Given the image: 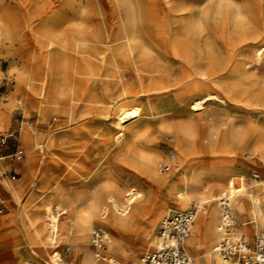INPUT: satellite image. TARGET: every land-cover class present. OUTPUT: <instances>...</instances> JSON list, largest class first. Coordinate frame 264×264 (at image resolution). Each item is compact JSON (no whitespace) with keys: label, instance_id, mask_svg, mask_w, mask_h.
<instances>
[{"label":"rangeland","instance_id":"374dc122","mask_svg":"<svg viewBox=\"0 0 264 264\" xmlns=\"http://www.w3.org/2000/svg\"><path fill=\"white\" fill-rule=\"evenodd\" d=\"M43 2L36 0L37 7H33L28 15L27 0H0V24L11 21L17 28V36L7 39L0 27V205L3 206L0 214V264H53L49 262L53 251L61 255L60 264H79L89 249L93 248L95 252L92 244L94 231H100L105 238L104 255L107 258L116 260V264H138L146 253L138 251L134 245L121 244L125 238L122 232L107 229L102 223L104 219L111 218L133 231L137 230L136 234H139L143 229L149 228L139 219L137 212L150 210L156 204L163 207L162 218L168 211H188L189 208L180 207L176 193L181 190L182 179H190L192 175L195 176L194 184L199 189L212 194L225 190L232 175L242 176L248 190L254 185H259L258 189L264 187V54L258 57L250 54L243 71L235 74L233 83L241 84L237 88V102L212 100L203 112H190L188 108H181L174 97H164L152 104L151 115L147 116L139 104L125 103L124 108L137 109V130L150 127L149 130L139 132L133 138V122H126L119 128L109 119L97 117L98 123L92 127L96 130L95 134L83 138H63L61 135L72 130L71 126L75 123L67 119L69 93L67 95V91L59 87L51 94L50 103L45 104H41L37 96L31 98L27 72L30 57L36 54H54L57 57H61L60 54H75L72 49L75 37L106 36L109 29L116 33L118 16L127 13L125 8L136 9L134 17L125 22L130 24L133 21L140 32H146L149 29L147 16L139 14L137 9L164 2L60 0L54 13V22L59 24L54 23L56 26H53V21H49L48 24L37 26L35 20ZM183 5L188 8L196 7L198 0H185ZM26 16L36 30V39L24 36L25 31L30 29L24 21ZM22 24L28 29L21 30ZM51 26L56 30L54 36L46 32ZM51 37L59 39L56 45L48 44V38ZM36 40H39L41 51ZM92 54L111 53L103 45H99V50ZM115 54L119 52L116 51ZM142 54L157 52L146 47ZM63 68L65 69L59 65V73L58 70L54 71L56 74L54 73L53 82L54 85L57 84L56 87L60 85ZM34 84L39 86L38 82ZM38 91L37 89L35 93L38 94ZM56 112L61 113V126L53 128ZM159 112L163 114L156 115ZM161 118H166L164 123H161ZM29 125L34 129L31 143L27 135ZM118 131L122 134L120 138L117 137L119 134L115 135ZM58 135L60 138H52ZM116 137L119 138L118 141ZM50 142H54L51 149L48 148ZM139 149L159 152L154 173L149 172L135 156ZM186 150L189 154L185 158L181 153ZM43 158L46 159L47 166L44 168L45 175L41 177L39 174ZM238 180L237 177L233 179L236 187H239ZM114 185L120 190V194L112 191L111 187ZM31 186L34 189L31 190ZM43 186L48 187L49 193H58L51 207L59 206L60 214L63 210L68 211L60 217L54 245L42 215L43 203L47 200V196L42 195ZM128 190L139 192V197L131 203L125 197ZM110 196L118 209L108 215L98 211L91 229L79 232L76 224L78 214L69 213V210L79 211L85 205L83 202L92 198L103 206L108 201L112 202ZM24 211L41 213L35 222L37 232L24 226ZM231 211L237 233L251 243L256 234V224L246 215L247 227H241L246 218H239L234 202L231 204ZM199 215L189 237L198 246L206 243L207 233L206 217L203 213ZM161 227L162 220L155 228L154 242L159 237ZM152 240L148 238L147 242ZM218 241L219 238L215 239L211 246H215ZM117 243L120 245L115 251L112 246L118 245ZM120 247L123 250L128 248L126 254ZM185 248L188 249L186 243ZM191 258L193 264H197L193 255ZM96 260L95 264H108Z\"/></svg>","mask_w":264,"mask_h":264},{"label":"bare ground","instance_id":"6f19581e","mask_svg":"<svg viewBox=\"0 0 264 264\" xmlns=\"http://www.w3.org/2000/svg\"><path fill=\"white\" fill-rule=\"evenodd\" d=\"M42 1L44 5L38 9L35 20L37 26L48 24L49 21H53V26H56L54 23H59L54 22L56 20L54 13L60 0ZM162 1L163 4L137 9L139 14L147 16L149 29L146 32H140L133 21L130 24L125 22L126 19L134 17L136 10L125 8V13H127L118 16L119 26L116 33L109 29L106 36L75 37L73 41L71 40L75 54L59 53L61 57L54 56V54H36L30 57V68L27 72L31 98L37 96L40 103L45 104L50 103L51 94L59 87L67 91V95L69 93L70 101L68 102L70 103L68 104L69 113H67L69 117L67 119L75 123L71 126L72 130L61 135L63 138H83L95 134L96 130L92 127L98 123L97 117L109 119L119 128H122L126 122H133L131 131L133 138L139 132L149 130L150 127L137 130L139 128L137 127V109L135 107L124 108L125 103L139 104L143 107L144 115L147 116L151 115L152 104L164 97H174L181 108H188L190 112H203L205 106L212 100L237 102L239 98L237 88H240L241 84L233 83L235 74L243 71L246 58L250 54L257 57L264 54V0H198V6L191 8L183 5L185 0ZM33 7H37L36 0H27L28 15ZM28 18L26 16L24 21L29 25V31L28 28H24L23 24V29H20L27 30L24 33L25 37L36 39V30L32 28V22ZM0 27L7 39L17 36V28L11 21L2 22ZM46 32L54 36L56 30L51 26ZM36 41L39 43V40ZM58 41L59 39L55 37L48 38L50 46L56 45ZM99 45H103L111 54H92L99 50ZM37 47L41 51L40 43ZM146 47L153 48L157 54H142ZM116 51L119 54H115ZM59 65L64 66L65 69L63 68L61 72L63 75L60 81L58 80L60 85L56 87L57 84L54 85L53 82L54 71L58 70L59 73L57 69ZM35 82L39 83L38 87L34 84ZM37 89L38 94L35 93ZM56 113L57 116L52 123L53 128L61 126V113ZM161 114L163 113L159 112L156 115ZM152 115L155 114L152 113ZM165 120L166 118H161V123ZM33 130L29 125L27 135L30 143L33 140ZM119 133L120 131L115 135ZM120 136L122 134L117 137L120 138ZM56 137L60 138V135L52 136L53 139ZM53 145L54 142H50L48 148L51 149ZM262 145L264 148V139ZM188 154L187 150L181 153L185 158ZM135 156L149 172H155L160 157L159 152L139 149L135 152ZM46 166V159L43 158L40 174L38 173L41 177L45 175ZM236 177L239 179V187H236L233 181ZM194 180V175L190 179L183 178L181 190L176 193L181 208L197 209L195 220H198L199 213H203L206 217V243L198 246L194 239L186 240L189 256L191 253V257L193 255L197 259V264H223L215 252L216 245L211 246L215 239L220 240L218 230L221 218L220 201L228 198L231 204L234 202L239 218H246L241 223V227H247L246 215H248L252 223L256 224L255 235H257L264 230V187L258 189L259 185H254L248 190L244 186L242 176L232 175L225 190L212 194L199 189L194 184ZM32 189L34 186H31ZM42 189V195L47 196V200L43 203L42 215L52 245H54L60 217L66 215L68 211L63 210L60 214L59 206L51 207L58 193H49L48 187L43 186ZM111 189L115 194H120V190L115 185ZM125 197L127 202L131 203L139 197V192L128 190ZM109 199L112 202L108 203L107 200L108 202L103 206L93 198L86 199L83 202L84 207L79 211L69 210V213L78 214L76 224L79 232L91 229L97 219L98 211L106 212L108 215L109 212L118 209L113 197L110 196ZM137 213L139 219L149 228L148 230L143 229L139 234H136L137 230L133 231L130 227L111 218L104 219L102 223L112 232H122L125 238L121 244L134 245L138 251L143 250L148 254L156 248L158 243V238L154 242L155 228L160 220L163 223L166 216L162 218L163 207L160 204H156L150 210ZM39 214L41 213L32 214L24 211V226L37 232L35 222ZM148 238H152V242H147ZM117 244L112 246L115 251L120 245ZM121 250L126 254L128 248L124 250L121 248ZM95 260V252L92 248L85 253L79 264H95ZM109 260V264L117 262L112 258ZM49 262L60 264L61 255L56 251L51 252Z\"/></svg>","mask_w":264,"mask_h":264},{"label":"built area","instance_id":"2783aa9c","mask_svg":"<svg viewBox=\"0 0 264 264\" xmlns=\"http://www.w3.org/2000/svg\"><path fill=\"white\" fill-rule=\"evenodd\" d=\"M220 208V240L216 244L215 252L223 264H264V230L249 243L236 232L228 198L220 201ZM2 212L3 206L0 205V214ZM196 216L197 209L185 212L169 211L162 223L156 248L145 254L138 264H193L186 251L185 241L191 236ZM92 244L96 259L109 264V258L104 255L105 238L100 231L93 232Z\"/></svg>","mask_w":264,"mask_h":264}]
</instances>
